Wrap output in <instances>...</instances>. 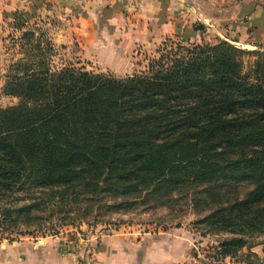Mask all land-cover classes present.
I'll return each instance as SVG.
<instances>
[{
  "label": "trees",
  "instance_id": "1",
  "mask_svg": "<svg viewBox=\"0 0 264 264\" xmlns=\"http://www.w3.org/2000/svg\"><path fill=\"white\" fill-rule=\"evenodd\" d=\"M28 31L24 37L33 35ZM175 45L187 53L168 64L162 56L143 76L121 78L74 64L52 68L48 59L26 66L22 77L15 74L5 92L19 103L0 108L6 157L0 180L34 177L59 185L53 183L72 180L76 165H86V172L135 163L130 172L172 168L176 183L252 180L251 196L236 206L251 210L264 203V61L257 58L244 72L240 55L255 51L226 40L191 49ZM170 124L173 131L166 132ZM238 151L249 155L229 158ZM242 218L243 228L253 227Z\"/></svg>",
  "mask_w": 264,
  "mask_h": 264
},
{
  "label": "rangeland",
  "instance_id": "2",
  "mask_svg": "<svg viewBox=\"0 0 264 264\" xmlns=\"http://www.w3.org/2000/svg\"><path fill=\"white\" fill-rule=\"evenodd\" d=\"M55 9L52 2L35 0L32 12H19L21 20L14 14L10 27L0 28V108L19 103V98L5 92L10 78L15 74L22 77L26 66H37L42 59H48L52 68L74 64L98 74L143 76L148 75L152 65L158 67L162 56L163 64H168L187 53V49L181 50L175 44L191 49L192 44L215 45L226 40L238 48L255 51L240 55L244 72L253 67L257 58L264 61V40L256 44L258 47L243 44L249 40L258 42V35L240 40L225 31L227 36L223 34V28H199L202 39L191 36L187 42L172 35L158 38L151 45H138L129 59V70L118 74L102 67L88 51V28H55ZM104 29L95 28L98 34ZM27 31L33 35L24 37ZM174 126L168 125L166 132L173 131ZM245 154L249 155L238 151L229 158ZM5 163L6 157L0 153V164ZM134 164L126 169L112 165L96 171L88 168L86 172L82 171L86 165H76L70 175L72 180L53 183L59 185H45L52 183L34 177L1 179L0 248L5 250L24 241L38 248L42 241L54 238L74 253L84 247L85 258L97 252L107 236L174 230L186 231L191 239L192 250L185 264H215L218 260L223 264H264V203L253 205L251 210V206H236L251 196L255 181H229L218 176L176 183L178 175L172 168L159 174L144 169L130 172ZM219 210L222 211L214 218L210 217ZM257 210L263 213L257 214ZM241 217L252 222L253 227L243 228ZM234 238L244 246H238L239 241L232 243Z\"/></svg>",
  "mask_w": 264,
  "mask_h": 264
},
{
  "label": "crops",
  "instance_id": "3",
  "mask_svg": "<svg viewBox=\"0 0 264 264\" xmlns=\"http://www.w3.org/2000/svg\"><path fill=\"white\" fill-rule=\"evenodd\" d=\"M46 1L56 7L55 28H88V51L102 67L118 74L129 70V59L138 45H151L172 35L202 39L198 28H223V34L225 31L240 40L258 35V42H243L248 46L256 47L264 40V0ZM34 2L0 0V28H9L17 12H32ZM95 28L105 29L98 34ZM41 244L36 248L24 241L0 248V264H185L192 250L189 234L174 230L107 236L98 251L85 258L84 247L74 253L54 238Z\"/></svg>",
  "mask_w": 264,
  "mask_h": 264
},
{
  "label": "built area",
  "instance_id": "4",
  "mask_svg": "<svg viewBox=\"0 0 264 264\" xmlns=\"http://www.w3.org/2000/svg\"><path fill=\"white\" fill-rule=\"evenodd\" d=\"M215 264H223L222 260L215 261Z\"/></svg>",
  "mask_w": 264,
  "mask_h": 264
}]
</instances>
